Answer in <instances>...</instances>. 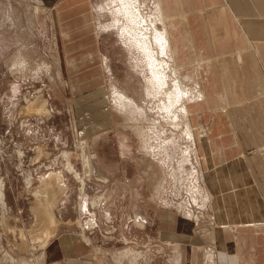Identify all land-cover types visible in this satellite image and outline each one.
<instances>
[{"label":"rangeland","instance_id":"rangeland-1","mask_svg":"<svg viewBox=\"0 0 264 264\" xmlns=\"http://www.w3.org/2000/svg\"><path fill=\"white\" fill-rule=\"evenodd\" d=\"M134 1L135 17L125 0H0V264H64L74 244L102 264H162L163 217L176 232L206 204L186 105L200 92L151 41L158 0ZM148 56L166 64L162 85ZM172 74L188 95L167 110ZM48 173L65 190L44 244L32 205Z\"/></svg>","mask_w":264,"mask_h":264},{"label":"crops","instance_id":"crops-1","mask_svg":"<svg viewBox=\"0 0 264 264\" xmlns=\"http://www.w3.org/2000/svg\"><path fill=\"white\" fill-rule=\"evenodd\" d=\"M158 2L172 62L200 92L186 105L207 195L195 218H175L176 232L163 217L161 263L264 264V0ZM64 190L62 175L48 173L33 192L34 240L54 236ZM0 224L8 228L3 215ZM77 247L64 264H102Z\"/></svg>","mask_w":264,"mask_h":264},{"label":"bare ground","instance_id":"bare-ground-1","mask_svg":"<svg viewBox=\"0 0 264 264\" xmlns=\"http://www.w3.org/2000/svg\"><path fill=\"white\" fill-rule=\"evenodd\" d=\"M126 2H124L123 3V6L121 7L122 8V10H124V12H125V14L127 13L128 15H130V16H132V17H135V14L133 15V10H135V9H133L132 7L134 6V4L133 5H131V2H129L130 0H125ZM134 0H132V2H133ZM136 1H134V3H135ZM157 5H159V3H157ZM158 7V6H157ZM133 9V10H132ZM159 13H160V15H161V12H160V7H159ZM136 13H138V12H136ZM127 15V16H128ZM140 15V14H139ZM129 16V17H130ZM137 17V19H140L139 18V16H138V14L136 15ZM141 17V16H140ZM162 17V16H161ZM142 18V17H141ZM130 19H132V18H130ZM134 20H137V19H135V18H133ZM161 19V18H160ZM141 20V19H140ZM132 21V20H131ZM144 21V20H143ZM143 21H140V22H143ZM139 22V25L141 24ZM133 23H135V22H133ZM153 24V23H152ZM137 25V24H136ZM138 26V25H137ZM141 26V28H142V26H143V23H142V25H140ZM146 26V25H145ZM150 26V25H149ZM144 27V26H143ZM147 27V26H146ZM146 27H144L145 29H146ZM138 28V27H137ZM140 28V27H139ZM145 29H144V31H145ZM150 29V28H149ZM141 30V31H140ZM152 30V29H151ZM123 31V30H122ZM142 29H139V32H140V37L141 36H143L144 37V42L142 43V44H138L140 47H142L143 48V50L145 51V53H147V54H150L149 53V51L151 50V49H148V46L149 45H147V41H146V39H147V35H146V33L147 32H149L148 31V29H147V32H144ZM136 32V31H135ZM151 32V31H150ZM152 38H153V40H151L152 42H153V44L155 43V45H157L160 49H161V52H163L164 51V49H169V41H168V37H167V33H166V31H165V29H163L162 31H159V30H157V29H155V27H154V29L152 30ZM148 34V33H147ZM137 35H139V34H137ZM136 35V36H137ZM151 35V34H150ZM142 37V38H143ZM142 38H141V41H142ZM151 38V37H150ZM136 39V38H135ZM134 39V40H135ZM138 39V38H137ZM136 41V40H135ZM134 41V42H135ZM140 41V42H141ZM150 42V41H149ZM137 43V42H136ZM149 44V43H148ZM151 44V43H150ZM142 45V46H141ZM156 46V47H157ZM158 47H157V49H158ZM141 48V49H142ZM159 50V49H158ZM167 51V50H166ZM165 51V52H166ZM153 53L152 54H154V51H152ZM151 54V55H152ZM162 54V53H161ZM166 54V53H165ZM150 55V56H151ZM150 56H148V58L150 57ZM150 58H152V57H150ZM148 60H150V59H148ZM151 64H150V66H151V73H152V75H153V79L157 82V84H160V85H162V83L165 81L164 79L166 78L165 77V71H164V69H167V67H166V64L164 63V62H162V61H157L156 62V60L154 59V58H152V60H151V62H150ZM155 64V65H154ZM155 67V68H154ZM167 72V71H166ZM167 74V73H166ZM174 74V73H173ZM172 74V76H174V85H173V87H172V89H171V91L169 90L168 91V93H166L167 94V96H168V103H167V105H166V108H167V110H169V109H171V107L172 106H175V104L177 103V102H179V100H181L183 97H186L187 95H188V91L186 90V88L184 87V85H181V79H180V77L178 76V75H173ZM176 74V73H175ZM167 75H169V74H167ZM118 98H119V100L120 101H122V102H126V104H128V105H132V101H130L125 95H123V94H121V93H117V95H116ZM190 96V95H189ZM195 96H194V94H192L191 95V99H190V101H193V100H195L196 98H194ZM117 99V98H116ZM124 104V103H123ZM178 104V103H177ZM125 105V104H124ZM183 108V107H182ZM181 110H183V109H181ZM187 125V124H186ZM190 131V130H189ZM188 131V132H189ZM83 166H84V168H85V170H86V173H87V171H88V157L87 156H83ZM85 176V175H84ZM83 176V177H84ZM83 188V187H82ZM78 248V247H77ZM137 258L138 257H136V260H137Z\"/></svg>","mask_w":264,"mask_h":264}]
</instances>
